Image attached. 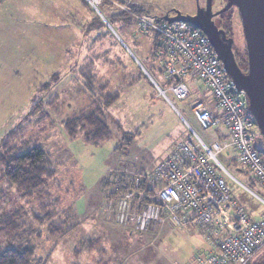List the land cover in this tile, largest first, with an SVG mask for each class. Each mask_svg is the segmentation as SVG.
<instances>
[{
  "label": "rangeland",
  "instance_id": "rangeland-1",
  "mask_svg": "<svg viewBox=\"0 0 264 264\" xmlns=\"http://www.w3.org/2000/svg\"><path fill=\"white\" fill-rule=\"evenodd\" d=\"M224 1L216 0V8ZM133 5L150 15L135 16L129 25L115 17ZM193 8L194 0H102L97 11L87 0H0V145L37 106L36 114L27 125L24 122L23 137L49 151L57 171L41 192L31 196L4 182L0 175V252L30 247L35 264H200L212 253V244L207 247L206 238L193 226L171 227L164 222L154 231L142 232L133 221L118 225L115 212L123 197L105 198L114 190L107 182L122 177L127 181L139 177L143 182L188 135L209 148L215 143L223 145L221 136H227L223 125L204 130L191 108L195 100L207 105L213 102L207 88L185 78L189 97L175 101L164 72L159 66L156 69L157 61L150 57L153 34L140 31L139 17L159 18L175 10L188 15ZM222 13L216 24L232 37L234 56L244 70L245 45L237 10ZM136 61L166 99L147 81L129 84L124 78L137 68L142 72ZM86 71L94 75L96 94L91 92V98L84 86L82 73ZM101 84H106L105 90L120 92V99L107 110L115 124L111 136L96 146L85 144L82 135L71 140L64 120L86 109L91 100H100ZM253 143L264 158V139L255 124ZM216 158L231 176L225 178L234 203L252 218L260 217L264 186L241 164L227 160L223 152ZM76 176L71 190L70 178ZM60 206L68 207V215H64L71 218L69 226L75 227L56 240L49 236L48 228ZM64 215L60 218L65 219ZM263 260L264 248L251 264Z\"/></svg>",
  "mask_w": 264,
  "mask_h": 264
},
{
  "label": "built area",
  "instance_id": "built-area-1",
  "mask_svg": "<svg viewBox=\"0 0 264 264\" xmlns=\"http://www.w3.org/2000/svg\"><path fill=\"white\" fill-rule=\"evenodd\" d=\"M101 1L87 0L96 11ZM138 20L143 34L156 36L154 56L174 100L181 102L189 97L185 78L203 83L220 116H214L199 100L192 104L193 113L204 130L220 123L226 125L230 141L209 148L191 135L182 139L143 182L139 177L132 181L133 190L122 198L115 221L120 225L133 221L144 230H155L164 222L171 227L193 226L213 247L200 264H249L264 248V213L255 219L234 203L225 178L230 175L216 158L218 153L232 147L238 162L264 186V158L253 143L255 123L246 95L227 77L208 39L198 28L157 17L142 16ZM168 103L172 105L170 100Z\"/></svg>",
  "mask_w": 264,
  "mask_h": 264
},
{
  "label": "trees",
  "instance_id": "trees-1",
  "mask_svg": "<svg viewBox=\"0 0 264 264\" xmlns=\"http://www.w3.org/2000/svg\"><path fill=\"white\" fill-rule=\"evenodd\" d=\"M143 14L150 15L145 8L133 5L127 6V9L125 11H121L119 15L115 14V17L122 18L124 23L129 25L131 24L135 16H141ZM155 49L156 36L153 35L152 49L150 54L151 60L153 62L155 60ZM128 63L131 64V61H129ZM82 74L85 78L84 86L87 89L86 91L88 98L94 97L93 94L91 95V92L96 94L94 85L92 84L94 75L89 71L83 72ZM127 76L128 77L124 78L129 79V84H134L138 83L140 80H145L149 85H151L138 68L135 74ZM105 89L106 84H101L99 87L100 100H91L86 109L80 110L75 116L64 120L63 127L68 138L74 140L78 135H82V141L85 144L96 146L111 136V125L115 126V124L114 122L112 124V122L109 120L107 110L114 106L120 99V92L119 90L108 91ZM36 108L37 106L33 107L31 110V113H33L27 114L23 118V121H21L13 130L6 134L3 142L0 145L1 178L7 184L13 185L16 189L23 192L25 196H31L35 193L41 192L46 182L54 179L57 172L55 169L56 163L53 158L54 156H52L49 151H46L41 145H32L33 142L31 143L25 140L23 137L25 128L24 122H26L27 125L31 115L36 114V112L38 111V109ZM258 152L263 157V153L260 150H258ZM78 178V176H76V178L74 177L73 179L70 178L69 185L71 187V190L73 189V186L77 182ZM132 181L133 180L127 181L122 177L117 178L113 183L107 182L109 186L112 185L114 187V190L113 192L106 194L105 198H108L111 201L113 200V198H117L120 195L125 198V194H127L128 191L133 190ZM69 202H72V200H69ZM45 206L47 207L48 205ZM60 207L62 210H58L60 209ZM60 207L56 208L58 211L55 210V216L50 220L51 224H49L48 228L49 236L55 237L56 240H59L68 235L75 227L69 226L68 221L71 218L69 219L68 216L64 215L67 214V211H69L68 209H66L68 207H65L67 211L63 209L64 207ZM62 215L66 216L65 219L60 218ZM115 223L117 222L115 221ZM135 226L136 229L142 232L154 231L141 229L137 227L136 223ZM251 262L252 261H250L249 264H251ZM0 264H35L33 250L30 247L6 248L0 252ZM256 264H264V260Z\"/></svg>",
  "mask_w": 264,
  "mask_h": 264
},
{
  "label": "water",
  "instance_id": "water-1",
  "mask_svg": "<svg viewBox=\"0 0 264 264\" xmlns=\"http://www.w3.org/2000/svg\"><path fill=\"white\" fill-rule=\"evenodd\" d=\"M210 1H207L205 10H197L194 15H183L175 10L172 14L166 13L159 19L168 23L176 21L190 23L206 36L214 53L221 61L227 77L238 91L246 95L249 114L264 139V0H227L226 8L222 10L224 12L231 7L237 10L245 45L246 68L244 70L236 62L232 50L233 39L226 37L225 33L219 30L211 20ZM126 50L132 56L127 48ZM136 63L163 96V91L155 85L140 63L138 61ZM163 98L166 99L165 96Z\"/></svg>",
  "mask_w": 264,
  "mask_h": 264
},
{
  "label": "crops",
  "instance_id": "crops-1",
  "mask_svg": "<svg viewBox=\"0 0 264 264\" xmlns=\"http://www.w3.org/2000/svg\"><path fill=\"white\" fill-rule=\"evenodd\" d=\"M158 66H159V68L161 69V65L159 64V62L157 61V63H156V65H155V67H156V69H158ZM162 70V69H161ZM163 71V70H162ZM157 72V71H156ZM156 72H154L155 74H157ZM135 74V73H134ZM188 78V77H187ZM191 79V78H190ZM165 80V79H164ZM194 80V79H193ZM141 81H143V80H140L139 82H141ZM138 82V83H139ZM166 83V82H165ZM152 85V84H151ZM207 97L209 98V93L207 92ZM199 101H201V100H199ZM203 102V101H202ZM205 105L207 106V108L209 109V111L214 115V116H220V112L217 110V108H216V106H215V104H214V102H212V103H210L209 105H207L206 103H205ZM223 125V130L222 131H224L226 134H227V136H225V135H223L222 134V136H221V139H223V144L224 143H229V131H228V129H227V127H226V125H224V124H222ZM228 140V141H227ZM174 148V147H173ZM172 148V149H173ZM171 149V150H172ZM169 152V151H168ZM167 152V153H168ZM223 153H224V157L227 159V160H230L231 162H234V161H236V162H238V157H237V154H236V152H235V150L231 147V148H229L228 150H226V151H222ZM221 152V153H222ZM239 163V162H238ZM240 164V163H239ZM223 166V165H222ZM224 167V166H223ZM240 171V170H239ZM263 214V213H262ZM206 245H207V247H209L210 245H209V242L206 240Z\"/></svg>",
  "mask_w": 264,
  "mask_h": 264
},
{
  "label": "flooded vegetation",
  "instance_id": "flooded-vegetation-1",
  "mask_svg": "<svg viewBox=\"0 0 264 264\" xmlns=\"http://www.w3.org/2000/svg\"><path fill=\"white\" fill-rule=\"evenodd\" d=\"M207 1L208 0H194V8H193L192 12L189 15H194L197 10H202V9L205 10L206 7H207ZM215 1L216 0H211L210 1V9H211L210 12H211V15H212L211 20H212V22L214 23V25L219 30H222L225 33L226 37L232 38V37L228 36L227 33L222 28H219L217 26V24H216V19H219V17H221L223 15V13L221 12V10H223L224 8H226L227 0H225L221 4V6L219 8H216ZM231 8H235V7H231ZM231 8H229L228 10H230Z\"/></svg>",
  "mask_w": 264,
  "mask_h": 264
}]
</instances>
